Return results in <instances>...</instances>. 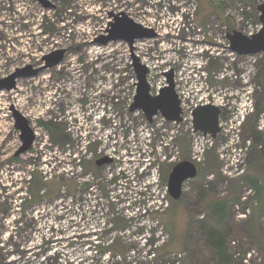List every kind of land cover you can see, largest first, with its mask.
Segmentation results:
<instances>
[{"label": "rangeland", "instance_id": "1", "mask_svg": "<svg viewBox=\"0 0 264 264\" xmlns=\"http://www.w3.org/2000/svg\"><path fill=\"white\" fill-rule=\"evenodd\" d=\"M50 2L54 8L46 11L35 0H0V79L41 64L42 55L55 49L66 51L58 66L18 79L14 90L0 91V264H264V54L237 56L226 37L242 31L241 19L255 23L257 6L264 0H66L69 7ZM109 13H125L156 33L134 43V54L152 67L147 77L152 95L165 84L162 72L172 70L176 91L185 92L184 107L191 106L196 101L192 81L205 72L209 100L223 106V130L230 135L236 128L239 134L241 152L227 149L229 136L222 132L198 166L197 177L184 183L179 202L167 196L169 205L161 212L156 208L169 173L183 154L190 159L189 120L173 126L159 115L148 122L142 112L129 111L136 80L128 46L93 44L112 21ZM45 23L49 37L42 31ZM97 104L105 106L99 121L91 112ZM11 106L35 133L32 149L15 162L11 158L19 140ZM238 106L245 110L237 119ZM39 122L57 124L65 137L53 136ZM173 132L180 137L169 138ZM105 155L113 163L97 167L95 161ZM59 161L65 173L52 169ZM134 167H145L136 179L128 174ZM117 172L120 178L113 182ZM32 175L45 178L56 216L62 198L67 223L79 220L76 208H88L93 220L106 222L105 234L111 229L113 235L105 237L104 245L84 246V240L71 238L86 229L67 224L61 248L57 244L56 252L37 256L36 240L19 234L17 220L20 200L33 188ZM253 180L261 198H256ZM92 185L98 191L88 195ZM216 199L227 200V216L213 229L207 223V205ZM1 208L8 210L5 217ZM106 239L114 240L110 250L123 262L112 255L102 259ZM154 240L146 256L143 246Z\"/></svg>", "mask_w": 264, "mask_h": 264}, {"label": "water", "instance_id": "2", "mask_svg": "<svg viewBox=\"0 0 264 264\" xmlns=\"http://www.w3.org/2000/svg\"><path fill=\"white\" fill-rule=\"evenodd\" d=\"M45 7H53V5L48 2ZM257 12L258 21L261 24L259 32L252 36H246L236 30L227 34L230 50L238 56L264 54V3L257 6ZM109 16L112 21L109 20L104 34L96 37L93 40V44L106 46L109 43L122 42L128 46L130 50V65L136 79L135 94L129 111L131 113L135 111L142 112L148 122H151L153 117L160 115L168 122L180 123L182 121V109L175 91L173 71L170 70L163 73L166 85L157 94L152 95L147 81L148 68L134 54L135 41L155 38L156 33L152 29L145 28L141 24L134 22L125 13H109ZM65 53L66 51L63 48L55 49L42 56V64L39 67L26 66L15 69L14 72L0 79V91L8 92L14 90L18 79L31 78L37 76L43 70L58 66L64 60ZM9 111L12 114L14 128L19 132L21 145L15 152V156H19L31 148L35 134L28 119L16 110L14 106H11ZM219 116L220 109L217 106L210 104L198 106L192 112L193 129L203 135H210L215 138L220 132ZM110 162L111 159L109 158H101L95 164L101 166ZM197 175V166L188 160H183L174 165L167 179L170 199L172 201L179 200L182 196L184 183L195 179Z\"/></svg>", "mask_w": 264, "mask_h": 264}, {"label": "built area", "instance_id": "3", "mask_svg": "<svg viewBox=\"0 0 264 264\" xmlns=\"http://www.w3.org/2000/svg\"><path fill=\"white\" fill-rule=\"evenodd\" d=\"M50 2V1H49ZM51 3V2H50ZM241 22V24H242V31H241V33L242 34H244V35H246V36H252V35H254V34H256L257 32H259L260 31V29H261V24H260V22L259 21H257L256 23H253V22H251V21H249V20H243V19H241L240 20ZM108 23V22H107ZM106 27H107V24H106ZM106 29V28H105ZM105 29H104V31H103V33L102 34H104V32H105ZM101 34V35H102ZM125 44V43H124ZM229 44V43H228ZM229 49H230V47H229ZM206 51H208V50H206ZM231 51V50H230ZM232 52V51H231ZM233 53V52H232ZM130 54V53H129ZM235 54V53H234ZM237 55V54H236ZM258 55V54H257ZM238 56V55H237ZM254 56V55H253ZM241 57H248V56H241ZM63 62V61H62ZM61 62V63H62ZM201 63H203L202 61H201ZM204 65V64H203ZM131 66V65H130ZM146 67H147V65H146ZM197 67H199V68H201V66H198L197 65ZM148 68V67H147ZM148 71H149V68H148ZM168 71H170V70H168ZM168 71H164V72H168ZM164 72H162V76H163V73ZM174 73V72H173ZM149 74V73H148ZM147 77H148V75H147ZM164 77V76H163ZM136 80V79H135ZM164 81H165V84L163 85V86H161V87H159L158 88V91L162 88V87H164L165 85H166V79H165V77H164ZM135 84H136V82L134 83V86H135ZM149 84V83H148ZM174 84H175V91L177 90V87H176V81H175V78H174ZM150 86V85H149ZM114 87V86H113ZM191 88H192V90H191V96H192V99L193 100H196L195 102H193L192 101V104H191V106H185L184 107V104L185 103H183V102H185V96L183 95V92L181 91V92H177L176 91V93H177V95H178V98H179V95H181L180 96V98H179V100H180V106H181V109H182V115H181V117H182V121L180 122V123H182L183 121H185L186 120V118H188V120H189V125H190V127L188 128V131L190 132L189 134H190V146H191V153H190V159H189V161L190 162H192L193 164H195L196 166H197V168H198V166H201V165H203L204 164V161H205V156H206V154H207V152L209 151V150H211L212 148H213V146H214V143H215V141H216V139L218 138V136L219 135H221V133L222 132H224L225 133V135L227 136H229V141L227 140V143H226V147H227V149H229L233 154H235L236 152H241V148H239V134H238V132L237 131H235V130H237L236 128H234L233 130L234 131H231V134L229 135V132L230 131H224L223 130V128H222V123L220 122V116H219V127H220V132L216 135V137L215 138H212L210 135H203L202 133H200V132H198V131H195L194 129H193V125H192V112H193V110L195 109V108H197L198 106H204V105H214V106H217L219 109H220V115H221V112H222V108H223V106H222V104H217V102L213 99V101H211V100H209V94H210V92H209V88H208V82H207V75L205 74V72H199V74H198V76H195V80H193L192 81V86H191ZM111 91H112V100L114 99V89H112V87L111 88H109ZM158 91L156 92V94L158 93ZM105 93V92H104ZM134 94H135V92H134ZM134 96V95H133ZM106 103V102H105ZM103 104V103H102ZM100 105V104H99ZM98 104L97 105H95V106H92V117H95V118H97V120L99 121V120H101V117H99L100 116V113L102 114L103 113V111H105L104 109H105V106L104 105H102V107L101 108H99L98 106H99ZM185 108V109H184ZM111 109H108L107 111H110ZM244 108H241L240 106H238V107H236V110H235V117L238 119V116H241V115H243V112H244ZM187 111V112H186ZM247 112V111H246ZM186 115H187V117H186ZM101 116H103V115H101ZM158 116V115H157ZM157 116H155V117H157ZM160 116V115H159ZM155 117H153V119L155 118ZM161 117V116H160ZM162 118V117H161ZM152 119V120H153ZM163 119V121L165 122V123H168V124H171V125H173V126H175V125H177V126H179V124L180 123H175V122H168V121H166L164 118H162ZM152 122V121H151ZM101 129H103L104 130V128L103 127H100ZM100 128H98V129H100ZM35 134V133H34ZM173 134H174V132L172 133V135L171 136H169V138H171L172 137V140L174 139V138H176V136L177 137H180L179 136V134L178 133H175L174 134V136H173ZM111 134H109V136H110ZM86 139H87V137H86ZM69 156H70V154H69ZM102 158H109V159H111V162L108 164V165H110V164H112L113 163V158L109 155V156H107V155H105V157H102ZM101 159V158H100ZM74 160L77 162L76 163V165L77 166H81V161H80V158H78L77 156H75L74 157ZM74 161V162H75ZM97 161V160H96ZM95 161V162H96ZM107 165V164H106ZM232 165H230V167H231ZM52 167V169L54 170V167H55V169L57 168V170H60V169H62V171L63 172H59V174L60 173H65L66 172V169H65V167L64 166H62V163H61V161H59V162H55L54 163V165L53 166H51ZM120 169V168H119ZM121 170V169H120ZM119 170V171H120ZM145 170V167L144 168H141V167H134L133 168V170L132 171H130L128 174H129V177L131 176L132 178H134V179H136V178H138L137 177V175H141V174H143V171ZM227 170H228V168H227V166H222V169H221V172H223L224 174L225 173H227ZM122 171V170H121ZM124 171V170H123ZM238 171V169L236 170V172ZM117 176L118 177H115L116 179H113L112 181L113 182H116V180L117 179H119L120 178V175H119V172H117ZM150 175H151V173H150ZM87 175H85V177H86ZM89 177L90 176H88L87 177V179H84L83 178V180H89ZM121 180V179H120ZM133 180V179H132ZM155 183V182H154ZM96 191H98L97 189H96V187L94 186V185H92V186H90L89 187V192H88V195H90L91 193H93V192H96ZM137 195L135 194V196L134 197H136ZM167 196H169L168 195V189H167V186L165 187V189H164V194H162L161 195V199L158 201L159 202V205H158V207L156 208V211H164L167 207H168V205H169V199H168V197ZM61 197V196H60ZM59 197V198H60ZM66 197V196H65ZM109 196H107V198H108ZM111 197V196H110ZM108 198V199H111V198ZM129 197V196H128ZM100 199V198H99ZM61 202H63L62 204H64L65 205V200L64 199H62V198H60L59 199ZM129 200L130 201H132V199L129 197ZM134 205V204H133ZM60 206V205H59ZM135 206V205H134ZM59 208V207H58ZM65 208H66V211H65V215H64V217H63V222H62V224H61V227H62V229H63V232H64V234H65V228H66V225L67 224H69V225H72V227H79V228H82V229H86V230H83L82 232H79L77 235H75L74 237H72L71 238V240L72 239H74L75 241H78V240H84V241H82L83 242V245L85 246V245H90V246H93L94 248H96V247H98L97 245H104V239H105V237H107V239L109 238V237H111V235H113V233H114V231H112L111 229H110V232H108V234H105V232H106V229L104 228V226H106V222H101V221H99V220H93V216H92V214H93V211H90L88 208H86V210H80V208H76V211L78 212V213H80V215H79V220L78 221H71V222H68L67 223V220H66V213H67V207H66V205H65ZM54 209H55V211H52L53 213H55L54 214V217L56 216V206H54ZM59 211V210H58ZM103 212V211H102ZM101 214V216H103V213H100ZM92 217V218H91ZM56 219H58L57 217H56ZM51 221H54V219L53 220H51ZM109 223V222H108ZM107 223V224H108ZM100 226H102V227H100ZM49 227H52V230L53 229H55V230H57V228L59 229L60 228V226H59V224L57 223V224H52V225H50ZM49 233H50V230H49ZM102 235V236H101ZM106 235V236H105ZM104 236V237H103ZM94 238V239H93ZM66 239H67V235L65 234V239H64V242H66ZM106 239V244H107V246H105L104 248H106V250H103V253H101L100 255H103L102 256V259H109L110 258V255H112V258H117V257H119V259L122 261V259H121V257L119 256V255H116L115 256V254L113 253V252H111V250H110V246L113 244V241L114 240H110L111 242H109L108 240ZM161 239H160V237H158V238H156V244H158L159 242H161L160 241ZM103 241V242H102ZM153 242H155V240L154 241H151L150 243H149V241H147V242H145V244H144V248H143V250L145 251L147 248V251H146V256L148 255H151V247H152V245H153ZM38 245H39V242H36ZM93 243H95L94 245H93ZM156 244H154V246L156 245ZM108 248V249H107ZM130 251H134L133 249L132 250H130ZM54 252V251H53ZM56 252V251H55ZM97 252V251H96ZM129 252V251H128ZM150 253V254H149ZM153 254V253H152ZM97 257H98V255H96ZM55 257V256H54ZM100 257V256H99ZM127 257L129 258L130 256L129 255H127ZM108 261V260H107ZM93 262V261H92ZM123 262V261H122ZM114 263H116V262H110V264H114ZM96 264V263H95ZM105 264V263H104ZM132 264V263H131ZM137 264V263H136Z\"/></svg>", "mask_w": 264, "mask_h": 264}, {"label": "flooded vegetation", "instance_id": "4", "mask_svg": "<svg viewBox=\"0 0 264 264\" xmlns=\"http://www.w3.org/2000/svg\"><path fill=\"white\" fill-rule=\"evenodd\" d=\"M35 1L37 2L39 8H43L46 11L50 10L51 7H47V8L45 7V4L48 3L50 0H35ZM46 23L42 31H44L43 33L45 37L46 36L49 37V33H50L49 23L48 24ZM29 28L30 26H23V29H29ZM47 42H49V40H47L46 43ZM41 59H40V62L42 64ZM41 64L37 66H32V67L37 68ZM84 106H87L86 102ZM10 115L12 118L11 112H10ZM15 132L17 134L18 131L15 130ZM18 140H19V145L17 146V149L21 145L20 138H19V132H18ZM31 149H32V146L28 151H26L25 153L19 156H15V152H16L15 150L11 160L14 162L18 161L21 156L27 154ZM97 167H100V166H97ZM30 180L34 181V183L32 184L33 188L32 190L31 189L29 190V193L27 194L26 198L20 200L22 204L19 206V208H17V212H18L17 220L19 221L18 225H22L21 228L20 227L18 228V232L19 234L23 235V238L30 239L31 241L35 239L36 241L34 242H39L36 255L45 256L47 254H50L51 250H53L54 252L57 251V249L54 248L55 245L59 244L61 248L62 244L64 243L65 234L61 227V224L63 222V217L65 215L66 208L64 204H60L58 208L59 210L58 215L55 217L52 216L54 215L52 214V211H55V209H54V206L50 205V202L52 201V195L50 194L51 190L48 187H46V184L44 183L45 178H42L41 180H37L36 176L32 175ZM17 196H19V194H17ZM10 197H13V196H10ZM10 197L7 199H11ZM7 214H8V210L2 209L1 215L5 217ZM56 217L58 219H56ZM52 218L54 219V221H51ZM57 223L60 226L59 229L57 228V230L55 229L52 230V227H49L50 225L57 224ZM49 230H50V233H49Z\"/></svg>", "mask_w": 264, "mask_h": 264}, {"label": "trees", "instance_id": "5", "mask_svg": "<svg viewBox=\"0 0 264 264\" xmlns=\"http://www.w3.org/2000/svg\"><path fill=\"white\" fill-rule=\"evenodd\" d=\"M56 1H59V3H62L64 6H68L69 7V4L70 3H67L66 0H56ZM228 19H225V22L228 23ZM40 123V126L44 127L45 129H47L50 134H52L53 136H60L61 140L65 137L63 135V131L62 129L57 125V124H46V123H42V122H39ZM61 144L65 145L67 142L65 140L61 141ZM185 141V140H183ZM55 143H57V141L55 140L54 141ZM179 145L181 147H184L185 145V142H182V143H179ZM186 158L189 159V156H187V154H183V159L182 160H185ZM252 187L254 188L255 192H256V198H261L262 196V191H261V188L259 187V184L257 183L256 180H253L251 183ZM237 199V197H236ZM180 200V199H179ZM179 200L176 201V203L179 202ZM235 201V200H233ZM227 200H214L212 202H210L209 205H207V209H208V213H207V223L209 224V227H212L213 229H215V226H218L220 225L225 217L227 216ZM115 245V244H114ZM221 245H222V242L221 241H218L217 242V247L218 250H220V252L223 251V249H221Z\"/></svg>", "mask_w": 264, "mask_h": 264}, {"label": "bare ground", "instance_id": "6", "mask_svg": "<svg viewBox=\"0 0 264 264\" xmlns=\"http://www.w3.org/2000/svg\"><path fill=\"white\" fill-rule=\"evenodd\" d=\"M145 65V64H144ZM149 69H152V67H150V66H147ZM183 95L185 96V92L183 93Z\"/></svg>", "mask_w": 264, "mask_h": 264}]
</instances>
